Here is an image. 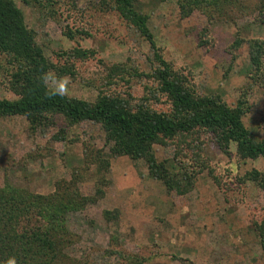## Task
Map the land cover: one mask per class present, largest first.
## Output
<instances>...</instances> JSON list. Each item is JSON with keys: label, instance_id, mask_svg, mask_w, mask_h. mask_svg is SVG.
Listing matches in <instances>:
<instances>
[{"label": "rangeland", "instance_id": "rangeland-1", "mask_svg": "<svg viewBox=\"0 0 264 264\" xmlns=\"http://www.w3.org/2000/svg\"><path fill=\"white\" fill-rule=\"evenodd\" d=\"M100 1L15 0L54 65V91L63 87V95L91 103L114 95L169 113L168 99L151 79L157 52L190 90L240 106L245 129L264 140V57L256 70L250 56L253 41L264 44V0H227L218 13L188 16L178 0H137L155 49ZM74 49L87 57L73 58ZM0 99H16L1 71ZM108 151L98 123L70 125L55 117L53 125L33 128L21 116L0 118V188L8 181L47 195L57 181L76 177L82 195L95 200L67 218L76 236L67 252L83 264H117L121 251L142 264H264L256 230L264 220V188L246 177L264 174V158L240 159L234 143L222 148L200 131L152 146L155 163L166 170L158 179L144 159Z\"/></svg>", "mask_w": 264, "mask_h": 264}, {"label": "trees", "instance_id": "trees-1", "mask_svg": "<svg viewBox=\"0 0 264 264\" xmlns=\"http://www.w3.org/2000/svg\"><path fill=\"white\" fill-rule=\"evenodd\" d=\"M20 1L29 4L35 0ZM136 1L101 0L99 5L134 26L155 49L153 36L146 26L147 17L135 9ZM177 4L179 12L188 16L194 11L218 13L227 0H178ZM251 46V60L256 70H260L264 44L253 41ZM72 54L77 59L87 57L85 51L78 49ZM154 60L151 79L168 99L169 113L133 107L114 95H99L92 103L69 98L49 86L54 65L37 44L34 32L27 28L15 0H0V71L10 92L16 96L14 100L0 99V118L21 116L33 128L53 125L55 117H62L70 125L84 121L98 123L104 131L109 156L144 159L150 176L158 179L165 176L166 170L155 163L152 146L200 131L211 133L222 148L234 143L240 159L264 158V140H255L245 129L240 106L231 108L219 96L200 95L190 90L157 52ZM118 71L114 67L112 73L117 76ZM95 152L96 159L102 160V150ZM87 156H93L91 150ZM103 161L102 166L107 164L104 158ZM246 177L264 188V174L252 171ZM78 182L76 177L59 180L51 193L42 195L5 181L0 188V264H7L13 258L16 264H83L67 252L76 240L68 229L67 218L95 200L82 195ZM164 184L168 190H178V184L170 181ZM106 214L114 218V214ZM256 230L264 253V220ZM117 256L120 258L117 264L121 260L122 264H142L140 258L125 251Z\"/></svg>", "mask_w": 264, "mask_h": 264}, {"label": "clouds", "instance_id": "clouds-1", "mask_svg": "<svg viewBox=\"0 0 264 264\" xmlns=\"http://www.w3.org/2000/svg\"><path fill=\"white\" fill-rule=\"evenodd\" d=\"M63 92H64V89H63V87H61V88L59 89V94H63ZM54 94H56V93H54ZM7 264H16V261H15V259L13 258V259H10V260L7 262Z\"/></svg>", "mask_w": 264, "mask_h": 264}]
</instances>
